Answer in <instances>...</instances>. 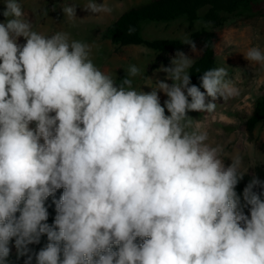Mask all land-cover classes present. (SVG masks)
Instances as JSON below:
<instances>
[{"label":"clouds","instance_id":"9594fccd","mask_svg":"<svg viewBox=\"0 0 264 264\" xmlns=\"http://www.w3.org/2000/svg\"><path fill=\"white\" fill-rule=\"evenodd\" d=\"M0 4V264L13 248L24 264H264V181L253 174L238 193L243 157L226 163V146L190 115L240 96L227 68L194 84V60L178 50L157 70L164 80L136 64L117 80L91 44L35 31L20 0ZM62 12L75 19V3ZM243 57L264 67L259 46Z\"/></svg>","mask_w":264,"mask_h":264},{"label":"rangeland","instance_id":"374dc122","mask_svg":"<svg viewBox=\"0 0 264 264\" xmlns=\"http://www.w3.org/2000/svg\"><path fill=\"white\" fill-rule=\"evenodd\" d=\"M153 0H97L112 9L109 14L93 15L83 9L87 0H20L25 18L30 20L35 31L43 35H51L56 31H66L71 39L81 40L93 46L92 58L106 74L113 75L117 80L126 74L131 64L140 67L144 75L153 83L164 80L166 73L149 69L155 59V53L143 46L116 47L102 38V33L129 9L147 4ZM76 6V18L69 21L64 17L62 7L65 3ZM2 8V4H0ZM45 11L47 15H45ZM4 17L0 16V21ZM191 30L182 21L171 24H150L144 29L149 38L180 39L187 41ZM216 42L217 67H225L229 78L240 89V96L228 101L218 100L214 114L190 113L198 119L202 127L209 132L211 140L226 146V163L229 156L239 152L243 157L244 166L250 171L264 166V124L249 133L244 122L250 117L256 101L264 94V67L250 63L243 53L252 46L264 49V16L239 17L231 20L219 29ZM186 55L195 61L201 56V50L189 51ZM175 53L170 55L172 59ZM170 82V81H169ZM137 85L150 84V81L135 78ZM145 91H151L144 86ZM165 97L161 94V99Z\"/></svg>","mask_w":264,"mask_h":264},{"label":"trees","instance_id":"16d2710c","mask_svg":"<svg viewBox=\"0 0 264 264\" xmlns=\"http://www.w3.org/2000/svg\"><path fill=\"white\" fill-rule=\"evenodd\" d=\"M257 16H264V0H153L126 11L106 28L102 33V38L119 48L143 46L152 50L155 53V59L149 69L153 71L162 65L169 66L170 55L176 51L187 53L192 51V48L180 39L146 37L144 35L145 27L150 24L167 25L182 20L191 30L188 40H193L196 49L201 50V56L194 61L193 67L190 69L192 83L199 85L198 77L205 70L217 67L215 48L218 40L217 31L235 18ZM129 27L135 28V32L129 34ZM261 124H264V94L256 101L244 126L249 133H252ZM253 174L264 181V166L245 175L237 186L238 193H242ZM60 191L57 192V197ZM49 212L48 222L51 223L55 215L54 208H49ZM46 242V237H42L39 245L30 247L39 250ZM24 259H17L15 249H12V254L9 257L10 264H24ZM33 264H35L34 260Z\"/></svg>","mask_w":264,"mask_h":264}]
</instances>
